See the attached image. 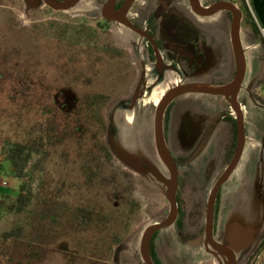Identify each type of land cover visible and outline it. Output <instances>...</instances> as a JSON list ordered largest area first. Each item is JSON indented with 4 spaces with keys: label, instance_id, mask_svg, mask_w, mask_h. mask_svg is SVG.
<instances>
[{
    "label": "rangeland",
    "instance_id": "obj_1",
    "mask_svg": "<svg viewBox=\"0 0 264 264\" xmlns=\"http://www.w3.org/2000/svg\"><path fill=\"white\" fill-rule=\"evenodd\" d=\"M124 36L98 21L92 3L56 11L0 0V174L5 187L16 182L6 158L16 144L28 145L23 157H29L17 177L18 192L0 209V264H111L117 239L126 247L121 258L134 264L141 233L162 216L163 193L101 149L106 128L99 130L83 110L91 97L103 98L98 106L105 120L115 100L130 97L135 58ZM243 38L250 69L264 76L260 35L245 25ZM258 107H246L249 136ZM152 111L150 106L141 123L145 130ZM250 261L256 264L255 257Z\"/></svg>",
    "mask_w": 264,
    "mask_h": 264
},
{
    "label": "flooded vegetation",
    "instance_id": "obj_2",
    "mask_svg": "<svg viewBox=\"0 0 264 264\" xmlns=\"http://www.w3.org/2000/svg\"><path fill=\"white\" fill-rule=\"evenodd\" d=\"M193 1L80 0L79 4L92 3L101 24L109 26L110 30L125 34L123 41L129 48L126 49L128 54H134V58L144 55L147 57L154 72L148 75L146 84L159 85L153 102L159 101L166 92L180 84L198 82L220 87L232 83L237 78L238 63L233 44L232 23L236 12L239 13L240 41L247 66L245 78L235 97L244 110L247 129V111L244 103L247 102L246 97L250 98L248 87L252 82H256V79L252 77L253 71L249 65L243 28L247 25L253 35L256 36L257 33L248 21L245 3L243 0H229L232 1L236 12L221 10L213 15H202L194 9ZM218 1L222 0H198V3L205 10ZM123 21L128 25L123 24ZM260 58L264 65V55ZM134 63V81L129 88L130 96L135 92L137 79L141 74L140 66ZM232 99V95L226 97L194 92L175 98L166 107L164 134L177 171V213L169 226L153 232L145 252L142 250L146 227L144 228L137 248L132 253L134 264L225 263L221 255L213 254V246L220 243L224 236L221 218L223 199L232 181L228 180L222 184L216 193L212 225L208 219V211L212 188L230 163L237 146L238 123L230 102ZM140 101L136 104L138 111ZM143 116L148 115L144 113ZM103 124L106 128V122ZM150 131L154 135V129ZM143 132L146 133V130H141V133ZM151 148L163 168L164 175L170 179V170L160 158L154 138ZM157 183L164 189L162 183ZM260 195L264 193L260 192ZM163 198L164 211L154 222H161L171 214V203L165 192ZM121 240L117 239L111 246L110 263L133 264L127 260L128 256L127 259L121 258L123 250H126ZM263 242L264 239L257 248ZM256 252L257 249L250 255L246 264L255 257Z\"/></svg>",
    "mask_w": 264,
    "mask_h": 264
},
{
    "label": "water",
    "instance_id": "obj_3",
    "mask_svg": "<svg viewBox=\"0 0 264 264\" xmlns=\"http://www.w3.org/2000/svg\"><path fill=\"white\" fill-rule=\"evenodd\" d=\"M24 1L28 9L47 5L56 11H67L80 5V0ZM252 3L259 20L264 25V0H252ZM193 7L202 15H213L221 10L236 12L232 1L229 0L218 1L205 10L199 5L198 0H194ZM240 19V14L236 12L232 23V37L238 63V75L232 83L220 87L198 82L180 84L166 92L159 101L153 102L159 85L157 83L150 86L146 84L149 80L148 75L154 72V69L145 55L139 56L135 58V63L140 66L141 74L137 79L135 92L130 97L115 100L104 115L107 126L105 144L112 156L124 167L139 174L144 181L156 185L162 193L165 192L171 203V214L168 218L146 226L142 241L143 252L147 249L153 232L169 226L177 213L175 201L177 171L167 148L164 134V112L175 98L194 92L225 95L226 97L232 95L233 99L230 102L238 123L235 153L218 182L213 186L209 200L208 219L212 225L216 193L222 184L228 180L234 181V184L232 186L230 184L225 192L221 216L224 236L220 243L213 246V254L221 255L225 260L224 264H246L250 255L256 251L264 239V195H260V192L264 193V114L262 112L264 99L256 93L259 85L264 83V76L256 77L253 73L252 77L256 79V82H252V85L248 87L250 98L246 97L245 107L254 104L256 107L259 106V111H261L253 116L255 132L253 136H249L248 128L246 129L245 126L244 110L235 97L245 78L247 66L244 48L240 41ZM123 22L128 25L127 22ZM138 100H141L139 111L136 105ZM153 105H155V110L150 116L151 125L146 127V133L145 131L140 133L139 130H145L141 123L148 117L143 114L150 115L149 107L153 108ZM246 121L247 123L250 121L247 119V113ZM128 127H132L137 133L127 134L125 129ZM152 128L154 135L150 131ZM153 138L160 158L170 170V179L166 178L163 168L152 152ZM157 182L162 183L164 189Z\"/></svg>",
    "mask_w": 264,
    "mask_h": 264
},
{
    "label": "trees",
    "instance_id": "obj_4",
    "mask_svg": "<svg viewBox=\"0 0 264 264\" xmlns=\"http://www.w3.org/2000/svg\"><path fill=\"white\" fill-rule=\"evenodd\" d=\"M251 4L253 6L252 1H251ZM244 6H245L246 15H247V18H248L250 25L252 26L254 31H256V33L259 34L257 23L254 20V18L252 16L250 10L248 9L246 3ZM99 99H100L99 97H95V96L91 97V100H89V103H87L85 105L83 110L86 111L87 115L90 114V116H91L90 119L94 120L95 123L100 125L99 130H101V129H104V127H105L103 124V122H105V120L103 119V116H102V108L100 106H98V104L104 99L103 98L101 100H99ZM43 137H45V135H42L41 139H43ZM27 147H28V145L18 143V145L16 144V147L6 157V158H9V160H10V165H11V169H12V172L10 175L18 177V176H20L19 173L23 169H25V163L29 157H28V155H27V157H23V153L26 151V149H28ZM100 147H101V149L105 150L109 156L111 155L109 150L107 149L105 142H102ZM21 198H22V195L19 197V201L21 200ZM26 198L28 199V197H25L24 199H26ZM83 216L85 218H88V219L91 218V215H89L87 213H85ZM97 219L98 218L95 219L97 222L101 221L100 219L99 220H97ZM101 222H103V221H101Z\"/></svg>",
    "mask_w": 264,
    "mask_h": 264
},
{
    "label": "built area",
    "instance_id": "obj_5",
    "mask_svg": "<svg viewBox=\"0 0 264 264\" xmlns=\"http://www.w3.org/2000/svg\"><path fill=\"white\" fill-rule=\"evenodd\" d=\"M243 2L246 3V5H247L248 9L250 10L254 20L256 21L257 26H258V30H259V35L261 37L262 42L264 43V25L259 20L250 0H243ZM256 93L259 97L264 99V84L259 85V87L256 90ZM1 184L2 183L0 181V185ZM255 261H256V264H264V244L257 251V253L255 255Z\"/></svg>",
    "mask_w": 264,
    "mask_h": 264
},
{
    "label": "crops",
    "instance_id": "obj_6",
    "mask_svg": "<svg viewBox=\"0 0 264 264\" xmlns=\"http://www.w3.org/2000/svg\"><path fill=\"white\" fill-rule=\"evenodd\" d=\"M2 160V155L0 154V162ZM12 178L16 179V182L14 184H10L9 187H5L4 185V181L2 179V176L0 174V181H1V185H0V209L4 208V206L6 205V203L11 200V198H14V195L18 192V188L17 185H19V180L17 177L10 175ZM2 211V210H1Z\"/></svg>",
    "mask_w": 264,
    "mask_h": 264
}]
</instances>
